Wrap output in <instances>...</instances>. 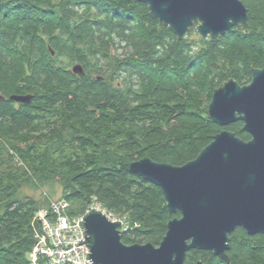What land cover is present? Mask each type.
<instances>
[{"label": "trees", "instance_id": "obj_1", "mask_svg": "<svg viewBox=\"0 0 264 264\" xmlns=\"http://www.w3.org/2000/svg\"><path fill=\"white\" fill-rule=\"evenodd\" d=\"M241 1L246 29L213 41L198 24L180 40L137 0H0V118L15 132L0 134V264H31L35 215L50 201L22 191L54 183L68 216L99 204L129 225L125 245L160 246L181 213L126 165L183 167L224 131L251 140L244 122L221 126L208 113L216 89L264 70V0ZM13 95L33 98L18 112ZM229 245V261L190 250L186 263L264 264V235L237 228Z\"/></svg>", "mask_w": 264, "mask_h": 264}, {"label": "water", "instance_id": "obj_2", "mask_svg": "<svg viewBox=\"0 0 264 264\" xmlns=\"http://www.w3.org/2000/svg\"><path fill=\"white\" fill-rule=\"evenodd\" d=\"M137 1L180 40L195 24L201 37L217 41L235 27L246 29L248 23V9L241 0ZM72 70L85 75L82 65ZM32 98L13 95L10 100L29 104ZM0 100L5 98L0 95ZM208 113L221 126L244 122L251 140L224 131L183 167L149 158L127 164L129 172L160 187L169 211L181 217L169 222L159 247L127 246L121 240V223L91 211L81 222L90 264H186L190 250L210 251L229 261L230 235L237 228L250 236L264 235V70H254L249 85L232 79L216 89Z\"/></svg>", "mask_w": 264, "mask_h": 264}, {"label": "built area", "instance_id": "obj_3", "mask_svg": "<svg viewBox=\"0 0 264 264\" xmlns=\"http://www.w3.org/2000/svg\"><path fill=\"white\" fill-rule=\"evenodd\" d=\"M69 203L65 199L55 201L49 209H40L35 220L41 225L37 244L29 255L31 264H90L87 259L88 244L81 226L84 216L70 217ZM109 218L114 219L112 214Z\"/></svg>", "mask_w": 264, "mask_h": 264}, {"label": "rangeland", "instance_id": "obj_4", "mask_svg": "<svg viewBox=\"0 0 264 264\" xmlns=\"http://www.w3.org/2000/svg\"><path fill=\"white\" fill-rule=\"evenodd\" d=\"M197 27L198 26H196V29ZM197 33L199 34L198 29H197ZM113 54H121V51H113ZM62 195H63L62 187L57 183H54L50 186H45V187L38 186L37 188H26L22 191V196H28V197L34 198L35 200H38L41 203L45 202V200H48L50 201V205L54 203L55 201H59L60 199H62ZM93 207H94L93 210H95L96 208V209H102L103 211H105V209L99 204H93ZM112 215L114 217H117L114 214ZM125 227H129V225L125 223Z\"/></svg>", "mask_w": 264, "mask_h": 264}, {"label": "flooded vegetation", "instance_id": "obj_5", "mask_svg": "<svg viewBox=\"0 0 264 264\" xmlns=\"http://www.w3.org/2000/svg\"><path fill=\"white\" fill-rule=\"evenodd\" d=\"M1 95V94H0ZM2 96V95H1ZM4 97V96H3ZM5 98V97H4ZM10 99V98H9ZM8 98H5V100H0V101H4V102H9L7 101ZM11 107L13 109V111H20L23 108V103H18L15 101H11ZM0 121H2L1 125H0V134H10V133H15L14 131H12V119L10 118H0ZM7 126V127H6ZM24 133H26V130H24Z\"/></svg>", "mask_w": 264, "mask_h": 264}, {"label": "bare ground", "instance_id": "obj_6", "mask_svg": "<svg viewBox=\"0 0 264 264\" xmlns=\"http://www.w3.org/2000/svg\"><path fill=\"white\" fill-rule=\"evenodd\" d=\"M196 25V24H195ZM195 25H194V27H195ZM199 26V25H198ZM193 27V28H194ZM192 29V28H191ZM190 29V30H191ZM197 29H198V27H197ZM246 86V85H245ZM68 202V201H67ZM94 208V207H93ZM93 208L90 210V212L91 211H94L93 210ZM95 210L96 211H99V212H101V213H103L110 221H112V222H114V223H121V226H120V231L122 232V234H123V232H125V231H127L128 230V228L129 227H125V221L123 220V219H120V218H117V217H114V219H111V218H109V216H108V214H110V213H108V212H106V211H103L102 209H96L95 208ZM89 212V213H90ZM187 264V263H186Z\"/></svg>", "mask_w": 264, "mask_h": 264}]
</instances>
